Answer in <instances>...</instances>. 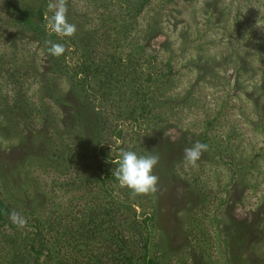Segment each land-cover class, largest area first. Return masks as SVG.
<instances>
[{"label":"rangeland","instance_id":"obj_1","mask_svg":"<svg viewBox=\"0 0 264 264\" xmlns=\"http://www.w3.org/2000/svg\"><path fill=\"white\" fill-rule=\"evenodd\" d=\"M159 1L152 0L154 10L147 9L143 21L154 15ZM3 2L0 88L16 89L22 82L26 103L41 111L35 116L28 105L14 123L0 102V200L10 210V223H0V264H108L113 236L134 248L138 258L148 233L149 254L159 264H264V0L161 2V31L155 33L150 51L160 58L174 54L180 72L163 91V110L156 106L154 112L156 117L157 111L168 115L131 122L130 113H138L143 103L145 86L136 68L123 67L104 104L106 111L120 107L122 118L111 122L109 115L107 130L93 138L80 137L82 122L73 119L72 100L57 104L55 97L72 86L67 70L79 55L73 46L76 23L83 18L88 29H97L103 24L99 16L81 14L80 3L75 8L80 21L75 14L64 23L57 21L54 17L62 10L56 6L50 12L55 15L47 27L57 31L62 48L58 55L69 52L63 60L49 54L45 41L27 25L15 26ZM182 43L189 46L186 51L178 47ZM201 56L215 65V82L199 83L195 92L186 94L198 72L184 66ZM214 113L218 125L207 132L203 120ZM116 124L125 137L122 150H116ZM197 142L206 150L191 165L185 149ZM73 149L81 158L61 160L59 155L70 159ZM124 150L159 157L154 192L134 194L119 183L104 187L98 180V153L116 157L106 167L115 173ZM125 201L130 212L118 209ZM108 207L113 208L114 229L83 236L78 226ZM14 212L24 218V227L13 223ZM146 216H153L149 232L143 225ZM237 231L244 240L231 249ZM41 245L45 249L37 257ZM226 248L234 256L226 257ZM204 252L209 255L204 257ZM47 255L52 259L45 262Z\"/></svg>","mask_w":264,"mask_h":264},{"label":"trees","instance_id":"obj_2","mask_svg":"<svg viewBox=\"0 0 264 264\" xmlns=\"http://www.w3.org/2000/svg\"><path fill=\"white\" fill-rule=\"evenodd\" d=\"M7 11L12 16V23L15 26L27 25L28 29L32 32L38 34V38L43 39L45 42L44 49L48 51L49 54L52 53L59 54L56 50V46L59 45V39L57 38V31H51L48 29L47 25L49 22L53 21V16L50 15L55 9V6L62 10V22L68 15L75 14L76 7L80 5L83 7V11L80 12L84 16L89 14H97L99 16L100 22L103 24L97 29H88L87 20L82 21L81 15L75 16L81 19V22L76 23L77 33L74 37H77L73 44L75 47L76 61L73 62L72 69L67 70L72 79V86L69 87L67 93L59 94V97L55 100L58 101L57 104L65 103L67 98L72 100L74 103L73 119L82 122L80 127L83 129V133L80 137L90 136L93 138L99 132H104L107 130V120L108 116L111 115V122H115L118 118H122V113L120 112V107L115 110H107L104 104L108 103L109 97L106 96L111 90L115 91L113 83L118 74L123 67L131 69L136 68L135 72L140 73V82L145 86V91L142 92V104L138 113H130V120L132 123H137L144 117L148 116L155 118V109L163 110L166 100L162 95L173 82L175 76L180 74L179 70H175L174 67V54H169L168 56L159 57V53H152L151 43L159 30L160 21L158 20V15L161 10L165 7V4H170L174 0H160V6L154 12V15L146 17L142 20V16L147 9L153 11L152 0H3ZM161 2H164L163 4ZM54 7V8H53ZM78 13V14H80ZM48 15L50 18H48ZM142 20V22H140ZM68 21V20H65ZM80 21V20H79ZM105 31V32H102ZM156 33V34H155ZM196 41V40H195ZM194 42V40H192ZM112 44V46H110ZM100 47L107 48L108 52L103 53ZM181 50L186 51L189 46H184L182 43L178 46ZM62 49L61 47H59ZM111 48V49H110ZM69 55L66 49L63 54L58 57L65 60ZM203 56L199 59L193 61L186 67H191L195 72H198L194 83L189 85V89L186 94L195 92L197 90L196 86L204 81L215 82V65L206 59L203 60ZM141 62V63H140ZM238 72L241 69L237 70ZM6 73V72H4ZM92 79V82H91ZM139 79V78H138ZM22 82L18 84L17 88L14 89H3L0 88V102L1 104L7 105V112L5 116L7 119L16 122L20 117L21 113L29 104L26 103V94L24 93V88ZM110 90V91H109ZM63 92V91H62ZM74 94H76L74 96ZM99 95V97H97ZM73 96L74 98H71ZM134 100V99H133ZM12 102V104H8ZM44 107V106H43ZM31 112L38 115L41 111L39 108L31 107L29 109ZM211 109L208 108L207 111L210 112ZM113 111V112H112ZM158 116L156 118L167 117V112L157 111ZM183 112V111H181ZM116 113V114H115ZM134 115V116H133ZM150 115V116H149ZM165 115V117H163ZM218 114L210 115L203 120V124L207 132H210L213 127L218 125L216 120L218 119ZM216 123V124H215ZM215 124V125H214ZM113 134L116 140H120V146L116 147V150L124 149L125 137L123 132L119 130V125H114ZM112 134V135H113ZM50 140L56 141L54 137ZM102 140H98L100 143ZM107 148V144L102 147ZM78 150V149H77ZM73 149V155H70V159H66L63 155H59L61 160H65L68 163H72L77 158H81V154ZM98 149L97 151H99ZM64 154V153H63ZM94 158V156H92ZM99 162L97 165V172L101 175L98 180L101 184L106 187L109 183L118 184L115 173L110 172L106 169L108 164H111L116 157H108L100 152L98 153ZM104 192L107 196H111V191L105 189ZM118 209H126L128 212L131 210V206L125 201L120 203ZM104 208L103 212L100 211L98 214L91 215L86 221L85 225H79L78 229L82 231L83 236H90L91 234H103L107 231L114 229V217L112 214V207L109 209ZM10 215V210L7 205H5L0 200V223H10L8 221ZM133 216H136L133 213ZM153 216H146L143 220L144 228L149 232V223L152 221ZM105 224L112 225L111 228L105 229ZM242 231V229H241ZM237 235L232 239L230 248L232 249L238 243L244 240L241 232L237 231ZM113 236L111 238L112 248L110 250V256L108 255V264H159L155 257H151L149 254L150 247V235L143 239L141 249L143 254L137 258L136 251L131 248L122 239ZM8 241V240H7ZM226 241V240H225ZM234 243V244H232ZM33 249V247H32ZM45 247L41 245L39 249L35 252L37 257L43 254ZM214 250V249H213ZM225 256L233 255V251L226 248ZM207 253V254H206ZM206 254L204 257L209 255V252H204ZM48 256V255H47ZM51 260L52 257H46L45 262ZM193 262L197 260L196 257H192ZM232 259V257H231ZM198 261V260H197ZM101 262V261H100ZM99 263V262H98ZM96 264V263H95ZM103 264V262L99 263Z\"/></svg>","mask_w":264,"mask_h":264},{"label":"clouds","instance_id":"obj_3","mask_svg":"<svg viewBox=\"0 0 264 264\" xmlns=\"http://www.w3.org/2000/svg\"><path fill=\"white\" fill-rule=\"evenodd\" d=\"M62 12H57L54 19H62ZM59 26V25H57ZM69 31L72 29L68 28ZM56 50H62L56 46ZM117 143H119L117 141ZM113 148V145H111ZM206 146L197 142L193 147L185 149V160L195 165L202 151ZM159 162V157L155 155H141L134 150H124L120 153L118 167L116 169V178L121 187L129 189L134 194H147L156 190L158 176L154 174V169ZM11 220L18 227H24L26 221L18 213L11 214Z\"/></svg>","mask_w":264,"mask_h":264}]
</instances>
